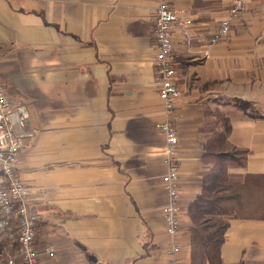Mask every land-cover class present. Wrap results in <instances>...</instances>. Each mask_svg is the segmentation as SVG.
Returning a JSON list of instances; mask_svg holds the SVG:
<instances>
[{
    "label": "crops",
    "instance_id": "obj_1",
    "mask_svg": "<svg viewBox=\"0 0 264 264\" xmlns=\"http://www.w3.org/2000/svg\"><path fill=\"white\" fill-rule=\"evenodd\" d=\"M170 1L179 21H191L172 36L181 92L174 238L161 213L156 1L0 0V78L28 107L34 133L23 139L16 172L38 215L40 264H191L187 209L212 166L202 155L214 121L230 125L225 149L247 151L228 173L264 176V0H247L227 37L212 44L231 0ZM233 98L252 102L262 117ZM220 257L264 264V219L230 218Z\"/></svg>",
    "mask_w": 264,
    "mask_h": 264
},
{
    "label": "built area",
    "instance_id": "obj_2",
    "mask_svg": "<svg viewBox=\"0 0 264 264\" xmlns=\"http://www.w3.org/2000/svg\"><path fill=\"white\" fill-rule=\"evenodd\" d=\"M155 1V74L163 113V119L155 124V128L164 138L166 164V171L161 176V184L166 192L161 213L166 232L174 238L180 226L175 123L178 121L176 106L181 92L176 84L172 36L175 25L191 24V21H179L170 0ZM246 3L247 0H231L227 16L215 25L210 44L227 37L231 24L239 18ZM260 15L264 19V4ZM29 119L28 107L12 99L0 78V264H40L35 244L38 215L31 209L29 188L16 172L23 139L34 137V133L28 131ZM177 250L178 247L172 245L170 252Z\"/></svg>",
    "mask_w": 264,
    "mask_h": 264
},
{
    "label": "trees",
    "instance_id": "obj_3",
    "mask_svg": "<svg viewBox=\"0 0 264 264\" xmlns=\"http://www.w3.org/2000/svg\"><path fill=\"white\" fill-rule=\"evenodd\" d=\"M230 102L252 118L262 117L252 102L237 98ZM214 126V134L204 144L202 155L212 166L203 174L201 192L187 209L192 222L191 264H225L220 248L230 218L264 219V176L228 173L229 167L245 164L247 151L232 146L224 148L230 130L224 118L222 124L214 121Z\"/></svg>",
    "mask_w": 264,
    "mask_h": 264
}]
</instances>
